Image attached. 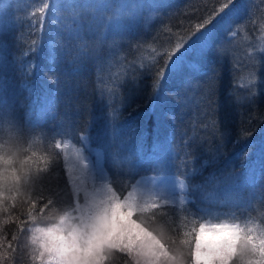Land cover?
<instances>
[{"label": "trees", "instance_id": "1", "mask_svg": "<svg viewBox=\"0 0 264 264\" xmlns=\"http://www.w3.org/2000/svg\"><path fill=\"white\" fill-rule=\"evenodd\" d=\"M45 2L67 7L46 10L37 25L41 0H0V142H8L17 174L30 169L38 175L55 162L51 188L69 201L90 203L94 191L85 167L75 177L70 165L94 157L118 197L149 179L142 190L149 196L138 201L160 207L134 218L146 223L153 212L167 213L179 240L164 225L153 227L165 242L175 241L173 249L191 241L183 234L201 222L236 224L264 236V0H233L206 29V42L193 37L194 25L224 0H106L99 20L84 7L89 0ZM74 14L78 37L63 26ZM177 43L185 47L168 69ZM160 68L165 75L158 77ZM16 132L19 141H9ZM68 146L73 157L64 152ZM27 185L5 193L15 199L11 211L0 210V251L16 230L21 206L26 210L33 198V181ZM62 214L35 226L60 224ZM31 235L29 253L36 247ZM20 255L14 264H28ZM125 259L115 254L109 264Z\"/></svg>", "mask_w": 264, "mask_h": 264}, {"label": "snow or ice", "instance_id": "2", "mask_svg": "<svg viewBox=\"0 0 264 264\" xmlns=\"http://www.w3.org/2000/svg\"><path fill=\"white\" fill-rule=\"evenodd\" d=\"M233 4V0H224L208 19L194 25L193 37L200 34L202 42H206V29L216 18L222 15ZM106 0H89L84 7L98 13L97 19H103ZM60 7L67 5H50L41 0V6L34 14L37 25L42 24L46 10L57 14ZM78 17L74 14L71 22L64 27L73 37L79 36L80 26L76 23ZM185 45L177 43L173 53L168 54L167 68L178 58V53ZM165 75V68L157 69V76ZM11 129L17 126L11 120L6 121ZM20 133L9 136V141H19ZM7 141L0 142V210L11 211L9 204L14 196H6V192L18 191L21 183L27 184L31 179L34 184L33 198L27 203L26 210L21 206L16 216L14 231L5 251H0V262L14 264L15 260H28V264H109V257L122 254L126 259L122 264H264V236L257 238L251 230L242 229L236 224H206L199 223L183 239L180 246L173 249L175 241L165 242L153 225L160 223L167 227L169 233L180 238V230L175 227V220L169 221L167 213L158 215L152 213L148 222H138L134 213H144L148 208L157 209L159 204L142 205L129 195L122 201L117 198L111 188L105 198L93 200L90 203L69 201L60 191H55L48 184L55 167H49L39 174L29 175V170L17 174L16 164L5 150ZM55 148H61L55 143ZM119 162V161H118ZM27 161H24V165ZM23 167V165H22ZM8 205L7 208L4 206ZM58 213L60 224L50 227L35 225L48 224ZM21 217H27V222ZM32 225V227H30ZM31 231V243L36 247L27 251L26 234ZM211 232L217 239L211 245L203 242L202 234ZM187 246L186 250L185 247ZM5 248L0 240V249ZM30 256V259L28 257Z\"/></svg>", "mask_w": 264, "mask_h": 264}, {"label": "rangeland", "instance_id": "3", "mask_svg": "<svg viewBox=\"0 0 264 264\" xmlns=\"http://www.w3.org/2000/svg\"><path fill=\"white\" fill-rule=\"evenodd\" d=\"M71 150V148L68 146L66 149H64V152L67 153V155L69 157H73V152H69ZM82 158H74L72 160V164L70 165V168L74 169V176L75 172L77 171V168H83L85 167V179L89 180V182L91 183L92 186V190L94 191L93 193V198L91 201L93 200H99V199H103L105 198L106 195H111V193L108 192V188L106 186V182H104L103 180V174H101V168L100 166H98V160L94 159V157H90V158H86L87 160H84L82 162L83 165H80V160ZM149 179H142L141 181L138 182V186L140 188H136V186H134L130 193L128 194L131 195V197L135 200H138L139 197H147L149 195H146L145 193H143L142 190L148 189L146 188V185L148 184ZM137 189V190H136ZM149 194L152 192V190H157V188L154 189H149ZM159 192H161L163 194V196H165V190H163V187L158 189ZM127 196V197H128ZM90 198V195H89ZM118 199H120L121 201L124 199V197H118ZM126 198V197H125ZM164 200V199H162ZM202 239L203 242L206 244L211 245L212 243L215 242V240L217 239V235L210 233L209 235H202Z\"/></svg>", "mask_w": 264, "mask_h": 264}, {"label": "bare ground", "instance_id": "4", "mask_svg": "<svg viewBox=\"0 0 264 264\" xmlns=\"http://www.w3.org/2000/svg\"><path fill=\"white\" fill-rule=\"evenodd\" d=\"M191 1H192V0H191ZM189 10H190V12L192 11L191 9H189ZM199 10H200V9H199ZM244 15H245V14H244ZM250 16H251V15H250ZM260 17H262V16H260ZM262 18H263V17H262ZM223 20H224V19H223ZM226 21H227V20H226ZM234 27H235V26H234ZM234 27H233V28H234ZM228 28H229V26H228ZM227 31H228V30H227ZM206 50H207V49H206ZM196 58H197V57H196ZM201 58H202V57H201ZM199 63H201V62H199ZM223 64H224V63H223ZM84 82H85V81H84ZM82 85H83V84H82ZM197 85H198V84H197ZM76 87H77V86H76ZM82 87H84V86H82ZM86 87H87V86H86ZM80 89H81V88H80ZM195 90H196V89H195ZM84 93H85V92H84ZM89 93H90V92H89ZM195 93H196V92H195ZM195 93H194V94H195ZM210 94H211V93H210ZM83 95H84V94H83ZM89 95H90V94H89ZM207 95H208V94H207ZM194 96H195V95H194ZM202 96H203V95H202ZM199 97H200V96H199ZM214 97H215V96H214ZM233 98H234V97H233ZM185 99H186V98H185ZM185 99H184V100H185ZM99 100H100V99H99ZM176 100H177V99H176ZM188 100H189V99H188ZM196 100H197V99H196ZM198 100H199V99H198ZM189 101H190V100H189ZM94 102H95V101H94ZM201 102H203V101H201ZM192 106H195V105H192ZM197 106H198V105H197ZM191 108H192V107H191ZM196 108H197V107H196ZM208 109H209V108H208ZM192 110H193V109H192ZM198 110H199V108H198ZM196 111H197V110H196ZM203 111H204V110H203ZM193 113H194V112H193ZM202 113H203V112H202ZM202 113H201V114H202ZM191 116H192V115H191ZM203 116H204V113H203ZM168 120H169V119H168ZM189 124H190V123H189ZM187 125H188V124H187ZM187 125H186V126H187ZM188 128H189V127H188ZM202 137H203V136H202ZM122 145H123V144H122ZM114 147H115V146H114ZM119 147H120V146H119ZM106 148H107V147H106ZM116 148H117V147H116ZM116 148H113V149H116ZM126 148H127V147H126ZM123 149H124V148H123ZM124 150H125V149H124ZM113 151H114V150H113Z\"/></svg>", "mask_w": 264, "mask_h": 264}, {"label": "clouds", "instance_id": "5", "mask_svg": "<svg viewBox=\"0 0 264 264\" xmlns=\"http://www.w3.org/2000/svg\"><path fill=\"white\" fill-rule=\"evenodd\" d=\"M21 187L24 188V189H27V188L29 187V185L23 183V181H22V183H21Z\"/></svg>", "mask_w": 264, "mask_h": 264}]
</instances>
